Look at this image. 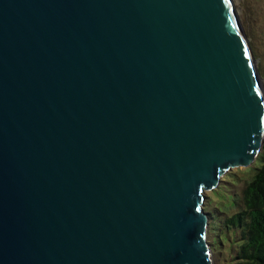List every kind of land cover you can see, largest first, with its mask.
<instances>
[{
  "label": "water",
  "instance_id": "95a60500",
  "mask_svg": "<svg viewBox=\"0 0 264 264\" xmlns=\"http://www.w3.org/2000/svg\"><path fill=\"white\" fill-rule=\"evenodd\" d=\"M226 0H0V264H212L203 190L264 142Z\"/></svg>",
  "mask_w": 264,
  "mask_h": 264
},
{
  "label": "rangeland",
  "instance_id": "374dc122",
  "mask_svg": "<svg viewBox=\"0 0 264 264\" xmlns=\"http://www.w3.org/2000/svg\"><path fill=\"white\" fill-rule=\"evenodd\" d=\"M233 18L242 32L244 41L249 45L253 66L259 71L264 95V0H229ZM263 82V83H262ZM264 146L257 151L250 165H235L227 168L218 177V182L203 190L201 209L207 215L206 242L212 264H233L240 241L234 229L225 228L224 215L232 214L235 209L234 193L240 192L244 184L255 174L260 166L258 160Z\"/></svg>",
  "mask_w": 264,
  "mask_h": 264
},
{
  "label": "trees",
  "instance_id": "16d2710c",
  "mask_svg": "<svg viewBox=\"0 0 264 264\" xmlns=\"http://www.w3.org/2000/svg\"><path fill=\"white\" fill-rule=\"evenodd\" d=\"M258 158L255 174L233 194L235 211L224 215V227L240 241L233 264H264V146Z\"/></svg>",
  "mask_w": 264,
  "mask_h": 264
},
{
  "label": "bare ground",
  "instance_id": "6f19581e",
  "mask_svg": "<svg viewBox=\"0 0 264 264\" xmlns=\"http://www.w3.org/2000/svg\"><path fill=\"white\" fill-rule=\"evenodd\" d=\"M227 1V6H228V11H229V13H230V16H233V14H232V7H231V4H230V1L229 0H226ZM257 78L258 77H256V79H255V81H256V85H257V88H258V91L262 94V96L264 97V95H263V92L261 91V90H263L262 88H263V84L261 85V84H259L258 83V81H257ZM262 80V79H261ZM263 83V82H262Z\"/></svg>",
  "mask_w": 264,
  "mask_h": 264
}]
</instances>
